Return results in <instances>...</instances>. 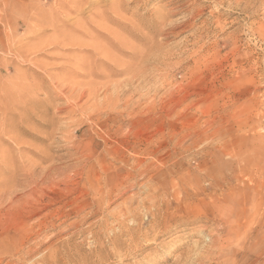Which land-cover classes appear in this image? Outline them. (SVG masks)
Returning <instances> with one entry per match:
<instances>
[{
  "label": "rangeland",
  "instance_id": "1",
  "mask_svg": "<svg viewBox=\"0 0 264 264\" xmlns=\"http://www.w3.org/2000/svg\"><path fill=\"white\" fill-rule=\"evenodd\" d=\"M262 27L264 0H0V264H264L229 164L264 146Z\"/></svg>",
  "mask_w": 264,
  "mask_h": 264
},
{
  "label": "bare ground",
  "instance_id": "2",
  "mask_svg": "<svg viewBox=\"0 0 264 264\" xmlns=\"http://www.w3.org/2000/svg\"><path fill=\"white\" fill-rule=\"evenodd\" d=\"M249 7V6H248ZM113 9V8H112ZM111 9V10H112ZM32 22V21H31ZM219 22V21H218ZM30 23V21H29ZM191 25V24H190ZM264 28V27H262ZM69 36V35H68ZM231 37V36H230ZM237 37V36H236ZM241 40V39H240ZM260 82V81H259ZM259 86V85H258ZM257 87V86H256ZM134 146V145H133ZM219 154H218V159L220 161V165L224 166L225 162L222 159V156L225 155V150L219 149ZM229 154L231 155V161L229 162V164L231 165V167H233L235 170H240V169H248L249 170L252 169L253 172H260V177H258L259 181L256 183H252V186H264V146H254L252 149L249 150H242V148L237 144L234 145V147L229 151ZM236 162H235V161ZM241 172V170H240ZM248 172V171H245ZM131 176V175H130ZM242 180V179H241ZM126 182V181H125ZM249 185V184H248ZM200 193V192H199ZM208 194V193H207ZM4 195V194H3ZM199 195V194H198ZM9 197H7L8 199ZM232 201L234 203V207H231L229 214L227 215V222L230 223L232 222L231 219L232 217L237 218V222L240 221V219L245 218L248 215V207L242 206V201L237 199L236 197H232ZM19 200V199H18ZM212 200V199H211ZM229 200V199H228ZM15 205V204H14ZM255 203H253V206L255 208ZM10 206V205H9ZM182 208V207H181ZM253 211H255L253 209ZM260 212V211H259ZM256 213V212H255ZM2 214V213H1ZM2 214L1 216L6 215ZM258 214V213H257ZM7 216V215H6ZM262 216V215H261ZM1 218V217H0ZM3 219V218H2ZM259 219V218H258ZM167 221V220H166ZM252 221V220H251ZM2 222V220H1ZM255 222V221H254ZM253 222V223H254ZM241 226H243L241 224ZM154 227V226H153ZM233 227H235V225H231V227H229L228 230V235H230L232 232H234L235 230H233ZM247 233V232H246ZM249 233V232H248ZM241 234V233H240ZM244 234V233H243ZM134 237V236H133ZM219 239V238H218ZM134 240V239H133ZM245 240V239H244ZM132 241V240H131ZM245 243V242H244ZM125 252V251H124ZM28 257V256H27Z\"/></svg>",
  "mask_w": 264,
  "mask_h": 264
}]
</instances>
